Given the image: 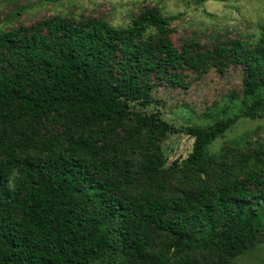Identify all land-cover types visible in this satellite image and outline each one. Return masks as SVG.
<instances>
[{
  "label": "trees",
  "instance_id": "trees-1",
  "mask_svg": "<svg viewBox=\"0 0 264 264\" xmlns=\"http://www.w3.org/2000/svg\"><path fill=\"white\" fill-rule=\"evenodd\" d=\"M5 2L0 264H231L255 245L264 136L210 149L238 118L264 117V21L253 40L177 45L159 5L114 25L63 12L25 23L43 0ZM224 54L242 81L216 93L227 105L210 124L176 129L146 110L159 84L187 88ZM175 130L192 148L168 164L161 142Z\"/></svg>",
  "mask_w": 264,
  "mask_h": 264
},
{
  "label": "rangeland",
  "instance_id": "rangeland-1",
  "mask_svg": "<svg viewBox=\"0 0 264 264\" xmlns=\"http://www.w3.org/2000/svg\"><path fill=\"white\" fill-rule=\"evenodd\" d=\"M5 5H8L7 9L10 7L9 3H0V9L6 11ZM144 5H159L165 14L173 17L171 25L175 32L172 40L177 45L190 37L209 45L217 39L253 40L259 33L260 23L264 21V0H206L201 4L194 0H43L42 4L26 9L21 19L29 23L54 12L84 13L105 17L110 23L121 25ZM0 24H4L1 19ZM220 58L204 80L194 79L187 88L159 84L153 92V103L146 110H158L163 119L176 129L210 124L227 105L225 98H218L216 93L220 88L224 91L238 88L242 81V66L228 54ZM244 133L252 137L255 133L264 136V117L253 120L238 118L234 125L215 139L210 150L216 151L222 144ZM192 143L193 139L181 131L168 132L161 142L167 163L186 158ZM260 239L244 254L234 258L231 264H264V235H260Z\"/></svg>",
  "mask_w": 264,
  "mask_h": 264
}]
</instances>
